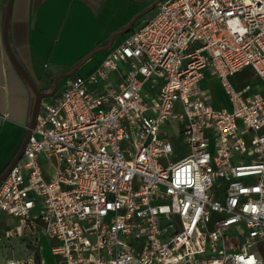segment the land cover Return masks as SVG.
<instances>
[{"label":"built area","instance_id":"obj_1","mask_svg":"<svg viewBox=\"0 0 264 264\" xmlns=\"http://www.w3.org/2000/svg\"><path fill=\"white\" fill-rule=\"evenodd\" d=\"M51 98L0 183L8 237L41 230L50 264H264V0H163Z\"/></svg>","mask_w":264,"mask_h":264},{"label":"crops","instance_id":"obj_2","mask_svg":"<svg viewBox=\"0 0 264 264\" xmlns=\"http://www.w3.org/2000/svg\"><path fill=\"white\" fill-rule=\"evenodd\" d=\"M157 1L12 0L8 25L10 46L38 88L49 93L57 76L73 70L92 52L109 46L111 37L116 35L111 48L95 53L74 75L87 76L94 72L114 47L155 15L157 7L139 19L128 33L119 32ZM7 3L8 0H0V174L10 166L23 143L36 99L5 47ZM68 78H64L63 87L60 90L59 85L57 92L64 89ZM203 85L210 91L216 107H229L217 77L205 79ZM43 264L48 261L43 260Z\"/></svg>","mask_w":264,"mask_h":264},{"label":"rangeland","instance_id":"obj_3","mask_svg":"<svg viewBox=\"0 0 264 264\" xmlns=\"http://www.w3.org/2000/svg\"><path fill=\"white\" fill-rule=\"evenodd\" d=\"M206 80L210 81L213 79L209 74L206 75ZM64 79L60 81V90L63 87ZM233 81L238 85L242 86L247 83L256 84L258 80L255 73L251 71H245L241 74H238ZM54 87V86H53ZM51 87L50 90L53 88ZM53 90V89H52ZM170 138L172 139L174 145V155L172 160L174 162L179 161L180 159L186 157L190 153L189 146L187 144L181 143V141L175 137V133L168 127ZM37 213V211H36ZM19 225V220L16 218H8L4 214L0 213V264H5L8 259H24L27 260L34 254L35 264H43V260L48 261V264L51 261L50 245H47L49 240L43 236L42 231L40 230L37 235L33 236H13L8 237L7 233L10 229H15ZM38 238L41 239L39 246L46 248L42 251L37 247ZM262 254L264 255V248L262 247Z\"/></svg>","mask_w":264,"mask_h":264},{"label":"water","instance_id":"obj_4","mask_svg":"<svg viewBox=\"0 0 264 264\" xmlns=\"http://www.w3.org/2000/svg\"><path fill=\"white\" fill-rule=\"evenodd\" d=\"M163 0H158L157 2H155L152 6H150L147 10H145L144 12L138 14L127 26V28L125 30H123L122 32H119L121 34H126L131 30V27L142 17L146 16L147 14H149L150 12H152L157 5ZM11 7H12V0H8L7 3V9H6V13H5V20H4V43H5V47L7 50V53L10 57V59L12 60L13 64L15 65V67L20 71V73L22 74V76L24 77V79L27 81V83L29 84V86L31 87V89L33 90L34 94H35V104H34V108H33V113H32V118H31V122L30 125L27 129V133L25 135V138L23 140V143L17 153V155L15 156L14 160L12 161V163L10 164V166L2 173L0 174V183L7 177V175L9 174L10 170L13 168V166L18 162V160L21 158L25 147L29 141L32 129L35 127L36 121H37V117L38 114L40 112V108H41V104L43 102L44 99L47 98H51L53 97L59 87V83L62 79L67 78V77H71L73 76L78 69L80 68V66L82 64H84L85 62H87L95 53L100 52V51H105L108 50L109 48H111V46L113 45L114 42V38L116 37V35L112 36L110 39V44L107 47L101 48L100 50H96L94 52H92L91 54H89L84 60H82V62H80L73 70H71L68 73L65 74H61L59 76H57L55 78L54 81V88L51 92L49 93H45L42 92L37 84L34 82V80L31 78V76L28 74V72L26 71V69L22 66V64H20V62L18 61V59L16 58L11 46H10V42H9V37H8V25H9V19H10V13H11Z\"/></svg>","mask_w":264,"mask_h":264}]
</instances>
